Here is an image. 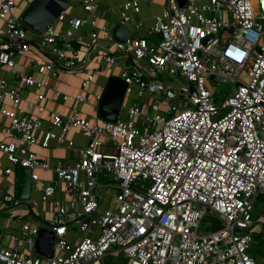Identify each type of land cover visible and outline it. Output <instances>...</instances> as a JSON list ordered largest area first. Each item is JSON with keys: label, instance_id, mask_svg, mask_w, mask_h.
<instances>
[{"label": "built area", "instance_id": "1", "mask_svg": "<svg viewBox=\"0 0 264 264\" xmlns=\"http://www.w3.org/2000/svg\"><path fill=\"white\" fill-rule=\"evenodd\" d=\"M142 1L155 0H125L120 23L141 28L142 21L133 15L140 13ZM81 2L86 12L96 13L97 0ZM15 7V0H0V20L6 22L0 64L9 69H14L16 55L31 47L29 33L37 34L15 14ZM56 19L69 26L63 31L50 25L39 34L55 56L35 64L40 73L79 75L89 61L96 71L112 70L119 65L118 56L110 49L97 50L101 39L110 40L125 59L116 77L126 82V96L131 91L146 96L148 109L144 111V101L133 100L123 105L116 121H93L77 108L64 117L52 111L51 128L46 129L40 116L1 110L10 122L0 125V135L12 140L0 142V151L14 167L31 172V185L40 191L41 201L52 200L53 209L48 219L23 220L24 250L0 243V263L120 264L117 255H122L125 264H262L250 247L254 201L264 195V0H188L185 7L167 0L147 29V35L159 36L155 44L130 28L128 39L117 42L112 28L104 25L91 30L88 42L77 48L71 40L83 41L78 30L86 21L64 13ZM90 23L97 27L95 20ZM211 74L233 81L221 102L208 84ZM16 78L27 86L37 83L24 73ZM93 80L94 74L87 73L83 89ZM39 84L64 101L91 103L88 92L64 93L49 79ZM105 87L96 95L97 111ZM5 97L15 104L23 99L2 78L0 100ZM44 98L38 94L29 107L43 112ZM71 129L87 143L68 139ZM52 141L73 149L76 162L41 159L34 146L48 148ZM38 170L54 172L55 183L44 184ZM13 171L9 167L4 172ZM58 185L63 197L55 196ZM28 200L0 191V212L12 214L3 228L22 218L13 211ZM206 215L220 226L200 233ZM42 228L55 234L52 257L42 253L50 252L51 238L39 236ZM38 239L41 252L35 248Z\"/></svg>", "mask_w": 264, "mask_h": 264}, {"label": "crops", "instance_id": "2", "mask_svg": "<svg viewBox=\"0 0 264 264\" xmlns=\"http://www.w3.org/2000/svg\"><path fill=\"white\" fill-rule=\"evenodd\" d=\"M35 0H15V14L21 16L23 12L34 2ZM67 3L65 9L61 12L64 13L67 18L70 17H80L86 21L85 25L82 29L78 30V33L82 35L83 41L73 39L71 42L74 44V47H80L84 42H88L89 33L93 29H99L102 26H108L113 29V27L120 23L119 19V10L120 5L125 0H97L98 7L95 14L91 15L86 12L82 7V0H63ZM167 4V0H155L153 2L150 1H142L141 3V11L138 14L133 15V19L137 21H142L143 26L139 29L133 30V26L129 25V28L135 35L147 36L150 41L155 44L159 36L158 35H147V29L150 25H152L155 16L160 14L164 7ZM56 6L51 4V8H55ZM95 20L97 23V27H94L90 22ZM6 22L5 20H0V36L3 34L5 29ZM56 29H61L63 31L67 30L68 22L60 21L56 19L52 24ZM28 40L31 42V47L27 51H20L15 57V67L14 69H9L7 67H3L0 64V80L2 78H7L11 86L18 88L21 92L23 99L20 103L15 104L13 100L8 97L0 100V125H8L10 120L8 117L1 113L3 108L13 109V110H24L27 113L34 114L40 116L44 120V128H51L49 114L52 111L58 112L61 115L67 116L71 113V111L75 108L80 109L83 115L93 121H99L102 119L97 117L98 111L96 110L97 101L96 95L102 92V88L107 84L110 77H116L117 69L125 64V59L122 54L117 55L119 65L116 66L112 70L105 71H96L95 65L92 62H88L85 66L82 67L79 75H75L73 72L60 71L57 77H52L51 75L42 74L37 70L35 66L36 63H44L51 62L55 60V56L51 52V46L43 45L41 43V36L37 33H29ZM104 39H101V41ZM100 41V42H101ZM110 41V40H109ZM113 48L104 47V49H110L115 53L116 46L114 42ZM102 45L100 44L97 47V50L100 51ZM121 53V52H119ZM128 63H131V59L128 60ZM80 68V67H78ZM16 73H24L28 75H32L36 79V84L27 86L25 83L21 82L18 78H16ZM87 73L94 74V80L91 83L90 87L87 90H84L82 87V80ZM96 75L98 79L96 80ZM49 79V81L56 85L62 92L69 94H78L88 92L89 98L91 99V103H83L78 100H69L64 101L60 97H57L54 91L49 87H43L39 83L43 82V80ZM43 93L45 98L42 103L45 106V110L43 112L38 111L37 109L30 108L28 105V101H36L38 94ZM137 93V92H136ZM139 98L140 96L137 93ZM146 99H148L146 97ZM137 101H142V99H134ZM99 116V115H98ZM54 131L60 132V129L53 128ZM38 138L41 140L44 135V131L41 130L37 133ZM68 139H72L75 141L77 145H85L87 143V138L84 137L77 129H71L68 133ZM12 140L11 137L0 135V142H10ZM34 150L37 155L50 163H62L64 165H72L77 160V155L70 147L64 145L58 147L55 141H52L51 145L46 148L41 145H35ZM13 168V172L11 174L5 173L6 168ZM41 178L43 179V183H52L54 184L56 181V174L49 170H38ZM17 167L8 160L7 155L0 151V191H8L16 194L17 190ZM31 185V193L28 198V205H21L14 209V213H20L21 219H16L14 222L7 223V226L3 228V223H5V219L9 218L12 214L10 212H4L3 210L0 212V243L11 247V248H19L24 250L26 248L24 241L20 239L21 233L18 231L21 230V224L23 220L29 221L31 223H36L38 220L48 219L51 216L53 203L52 200L48 201L49 203L43 205L40 212V191L35 190ZM55 196L63 197L62 186H57V192ZM264 201V195H258L254 202L256 201ZM37 202V204H34ZM43 202V201H41ZM47 202V201H46ZM44 203V202H43ZM30 204V206H29ZM2 203L0 202V207ZM32 209H31V208ZM36 209V214H35ZM264 214V211H263ZM255 233H264V216L259 213L255 216L254 225L252 227V234L255 237ZM73 240L76 239V236L69 235ZM257 239V237H256ZM250 252L264 264V256L261 252V248L257 241L251 245ZM126 262L125 259H122Z\"/></svg>", "mask_w": 264, "mask_h": 264}, {"label": "water", "instance_id": "3", "mask_svg": "<svg viewBox=\"0 0 264 264\" xmlns=\"http://www.w3.org/2000/svg\"><path fill=\"white\" fill-rule=\"evenodd\" d=\"M180 6L185 7L188 0H178ZM55 5V8H51V4ZM67 3L63 0H35L21 15V19L24 24L33 32L41 34L43 33L59 16V14L65 9ZM113 38L117 42H125L129 35L130 29L126 24L118 23L112 29ZM210 80L214 82L224 81L225 78L218 74H211ZM231 84L233 81L228 80ZM127 84L124 80L118 77H110L103 97L98 105V115L102 120L116 121L121 109L124 105L126 97ZM17 190L16 194L20 198H28L31 193V172L23 167H17ZM49 235L50 238V252L43 253L47 257H52L54 254V242L55 234L53 231L42 228L39 236ZM37 252H41L39 239L35 246Z\"/></svg>", "mask_w": 264, "mask_h": 264}, {"label": "rangeland", "instance_id": "4", "mask_svg": "<svg viewBox=\"0 0 264 264\" xmlns=\"http://www.w3.org/2000/svg\"><path fill=\"white\" fill-rule=\"evenodd\" d=\"M100 44L102 45V47H101L102 50L104 49V47H110L111 45L113 46L112 42L109 41V40H102L100 42ZM119 52L120 51L117 48H115V54L119 55L120 54ZM120 71H121V69L118 68L117 69V72H118L117 75H119ZM165 78H166V80H168V82H170V83H172L174 85H175L174 81L177 80L176 81L177 84L181 85V82H180L179 79L175 80V78L170 76V75H165ZM97 79H98V76L96 75V80ZM208 84H209L210 88H212L215 91L214 93H215V96H216L218 102L223 101L225 96L230 92V90L233 87V85L230 82H228V81H221L220 83H215V82L210 81ZM89 87L90 86H88V88ZM88 88H85L84 90H87ZM134 99H139V100L142 99V101H144L143 109H144V111H147L148 103L145 101L146 100V96H143L142 98H139L135 91H131V92H129L127 94V96L125 98V101H124V105L131 104ZM123 112H125V109H123ZM33 191H34L33 193L36 192L35 190H33ZM40 196H41V194H40ZM43 202H41V200H40V203H39L40 212H41V208L43 207V205H46V203L47 204L49 203L48 201L44 202V203ZM263 211H264V201H260L259 200V201L254 202L253 218L255 219V216H257L259 213H261L264 216ZM215 222L217 223V221L215 220V218L212 215H206L205 218L200 222L199 232L200 233H204L208 229H211V226ZM18 233H21V230L18 231ZM19 235H21V234H19ZM256 237H257V239H256ZM253 238H254V243L257 241V244H259V246L261 248V252H262V254L264 256V233H258V234L255 233V237H253ZM117 257H118V260H117L118 263H120V264H125L126 263L125 261L122 260V259H124L122 257V255H117Z\"/></svg>", "mask_w": 264, "mask_h": 264}, {"label": "trees", "instance_id": "5", "mask_svg": "<svg viewBox=\"0 0 264 264\" xmlns=\"http://www.w3.org/2000/svg\"><path fill=\"white\" fill-rule=\"evenodd\" d=\"M218 226H220V224L217 222L213 223V225L211 226V229H215L217 228Z\"/></svg>", "mask_w": 264, "mask_h": 264}]
</instances>
